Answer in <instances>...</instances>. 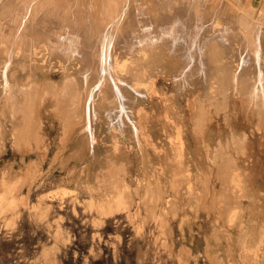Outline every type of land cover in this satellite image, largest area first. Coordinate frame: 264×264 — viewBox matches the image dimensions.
Masks as SVG:
<instances>
[{
	"label": "bare ground",
	"instance_id": "1",
	"mask_svg": "<svg viewBox=\"0 0 264 264\" xmlns=\"http://www.w3.org/2000/svg\"><path fill=\"white\" fill-rule=\"evenodd\" d=\"M54 66L61 68L59 82L48 77ZM158 76L171 78L176 89L173 99L163 104L161 118L145 105ZM189 94L188 132L196 142L194 150L186 143V110L179 103ZM48 102L63 123L64 136L79 125L74 154L83 160L98 149L95 122L103 118L110 125L112 145L99 156L94 187L104 198H92V204L108 211L135 208L137 215L143 209L164 221L210 200L222 220L215 221L222 222L221 237L230 241L232 228L239 227L241 197L255 199L239 173L249 133L236 128L234 121L242 117L264 130V0H0V147L10 134L18 150L40 148V109ZM220 113L228 131L214 138L210 123ZM143 116L147 124L160 120L168 146L158 153L162 164L132 188L124 143H133L146 162L150 139ZM30 169L23 178H30ZM215 177L221 184L217 192L212 188ZM22 181L25 185L28 179ZM16 182H3L0 214L8 199L16 200ZM218 236L215 233L216 240ZM233 252L225 260L214 250L206 251L212 264H231Z\"/></svg>",
	"mask_w": 264,
	"mask_h": 264
},
{
	"label": "rangeland",
	"instance_id": "2",
	"mask_svg": "<svg viewBox=\"0 0 264 264\" xmlns=\"http://www.w3.org/2000/svg\"><path fill=\"white\" fill-rule=\"evenodd\" d=\"M60 69L59 66L50 68L48 77L56 82L61 81ZM156 82L155 91L145 97L147 99L145 105L150 113L161 118L163 104L169 103V98L173 99L176 89L173 80L169 77L158 76ZM190 99H193V94L179 99V103L186 110L183 115L184 120L188 122L186 123L188 124L187 136L185 135L186 143L188 142L190 149L194 150L196 142L190 134L191 126L189 124L191 118ZM51 106V103L48 102L40 109L42 120L40 128L42 145L40 148L34 147L29 151L19 149V151L13 145L10 134H7L4 144L0 147V192L3 190V182L4 184L14 181L18 183L13 184L16 200L10 203L11 200L8 199V204L0 214V264H212L208 252L206 253L207 250H214L215 254L221 255L220 257L225 260L230 259L229 256L232 252H228L234 251L231 255V264H233L232 262L240 264V261L241 264H248V262H250L249 264H264V235H262L264 234L262 232L264 231V130L258 131L255 126L249 124L242 117L234 121L236 128L240 131L247 130L249 133L247 153L239 159L241 169L239 173L241 172L243 175H240L243 177L245 175L244 178L241 177L245 185L242 184L245 190L255 195V199L252 201L248 196L241 197L243 202L242 211H240L242 214L239 212L241 216L239 215L237 224L240 230H236L237 226L232 228L233 237L237 236L238 241L235 240L236 238L225 241L226 237H221L223 234L219 231L223 228L222 222L220 223L222 220L210 200L206 205L202 204L194 208L195 211L191 208L189 211L192 210V212L179 211L176 215L170 214L164 221H158L152 216L146 215L143 209L137 215L135 208L108 211L98 208L97 204H92V198H104L103 194L94 187H96L95 175L101 169L99 156L102 157L106 153V147L112 145L110 125L103 118H99L95 122L97 123L98 142L96 148L100 154L98 155L96 152L93 157L83 160L74 154L78 135L81 132L79 125L76 130L74 129L70 133L71 135L64 136L65 134H62L64 133L63 123L54 111L51 112L53 110V106ZM223 116V113L215 115L210 123L214 138L219 134L224 136L227 134L228 126L224 122ZM143 121L147 124L145 117ZM149 122L150 120H148L146 131H148L150 140L146 145L148 159L145 163L137 154L133 143H129V141L124 143L130 173H128L127 180L132 188H135L146 174H151L156 167L162 164L163 158L159 154H162V149L168 146L164 141V129L160 120H155L154 124ZM7 129L11 130L10 122L7 123ZM106 135L107 137H105ZM106 140H109V143ZM188 157L194 160L196 156L190 153ZM32 163L35 165L32 166ZM29 166L33 168L30 169V172L37 171V175L34 173L35 177L32 179L31 173L30 178H26L28 181H25L24 185L23 181L26 179L23 176L26 177L25 173ZM20 181L24 186L19 183ZM213 183L212 188L217 192L221 184L216 177ZM15 187H21L18 193L16 192L18 189ZM63 188H67L66 193ZM168 189L166 199L170 198L171 192L169 191L171 190ZM164 205L162 203L163 207H165ZM6 208L7 210H5ZM141 215L144 216L143 220ZM182 217H185L184 220L182 219L185 223L181 221ZM217 218H220L219 222H215L218 220ZM244 224H247L249 228L247 229ZM250 228L254 230L251 229V231ZM259 229L262 233H259ZM215 233L220 234L217 240L214 237ZM242 235L243 237L247 236L246 241L244 240L246 237L243 238ZM251 239H253L252 244L258 239L259 245L253 246L250 243ZM220 242L221 245H219ZM206 245L211 249H207ZM184 246L189 249L184 251L187 249ZM225 249L228 252H225ZM235 249L239 253L244 251L243 255L240 254L241 257L243 256L241 260ZM233 259L234 261H232Z\"/></svg>",
	"mask_w": 264,
	"mask_h": 264
}]
</instances>
